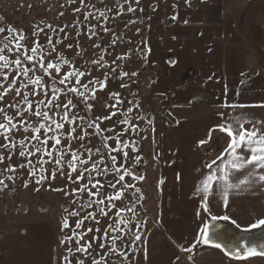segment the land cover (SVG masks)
Returning <instances> with one entry per match:
<instances>
[{
	"label": "rangeland",
	"instance_id": "374dc122",
	"mask_svg": "<svg viewBox=\"0 0 264 264\" xmlns=\"http://www.w3.org/2000/svg\"><path fill=\"white\" fill-rule=\"evenodd\" d=\"M225 1L139 0L137 3V0H84L81 3L80 0H0V27L5 28V32L0 33V48L7 44L13 49L12 52L5 50L4 54L9 59L20 56L15 48L17 42L24 45L21 52L29 53L34 42L39 41L48 50L45 53L48 62L59 65L61 72L56 74L57 77L62 78L66 72L84 73L79 79L89 87H79V91L85 93L83 99L91 107L80 102L82 98L76 97L78 106L71 112L85 117L86 121L116 113L111 119L97 120L101 131L82 142L71 141V148L73 151L79 149L81 159H88L89 156L98 158L96 149L99 148L100 153H104L109 172L105 176L93 171V182L99 180L104 185L101 191L107 196L115 197L117 191L121 192L120 200L114 201L115 207L105 201L107 207L104 210L108 212V218L99 216V224L93 219L84 220L83 225L75 229L77 233H86L80 244L91 243L93 247L88 251L92 256L86 253L70 255L67 249L74 251L79 237L71 241L66 238L73 237L72 229L77 220L89 212L97 214L98 209L95 204L81 209V204H87V195L72 192L73 188L86 181L73 184L66 175L59 174L55 179L51 178L55 165L41 164L40 157L44 161H50L52 157L37 153L34 147L37 141L26 139L29 134H40L25 133L20 117L14 115L26 109L27 105L14 92H9L0 101V107L17 101L20 103L18 108L6 109L8 115L13 116V123L17 124V130L9 134L16 147H0V153L5 156L0 164V180L3 181L0 184V264H78L80 259L84 260V264H91L93 257L100 259L101 256L104 257L101 264H139L142 257L141 232L144 231L143 236L148 233L157 205L155 170L150 164L151 131L146 120L148 110H154L156 103L162 100V95L155 89L164 93L170 89L185 93L197 83L217 78L231 83L236 79L233 74H237L236 81L245 92L264 93V47L259 40L260 33L253 27L259 22L264 25V16L261 15L264 13V0H232L226 1V4ZM129 7L134 10L128 11ZM241 14L246 17L241 19ZM219 22L223 27L217 26ZM223 28L235 34L236 37L231 39L233 42L244 43L250 51L243 52V46L235 49L233 45L236 44L230 43L226 34L221 32ZM21 36L26 39L19 41ZM65 36L68 39H64ZM49 37L52 44L47 43ZM53 46L55 51H52ZM58 56L63 59L58 60ZM240 59L245 60L243 72L231 68ZM0 72L7 75V79L0 78L2 94L16 74L12 68L0 69ZM36 75L42 73L37 72ZM16 79L26 78L16 76ZM75 79L73 77V81ZM46 80L47 86L43 91L51 93L52 88L57 87L61 89L57 93L61 100L67 99L64 86L59 85L58 79L55 85L53 77L49 76ZM101 84L105 87L102 88ZM33 87L38 94L42 90L40 86ZM22 91L26 93L28 90ZM113 93L119 94L120 103L112 97ZM114 104L116 107H111ZM56 111L55 118L59 121L63 110ZM0 122H5L2 116ZM24 123L35 124V120L25 116ZM77 123L83 127L82 122ZM74 126L66 123L67 129ZM79 134L78 130L76 135ZM45 135H41V140ZM61 138L62 144L58 147L63 150L69 141L66 135ZM22 139L23 146L20 145ZM8 143L0 136V145ZM81 144L90 148L91 153L86 152ZM51 145L49 141L47 150L53 156L58 155L57 149ZM21 147L26 153L24 157L18 155ZM111 156L116 157L115 163L111 162ZM88 167H91V160ZM9 168L14 171H9ZM117 168L119 172L115 171ZM42 175L46 178L41 180ZM120 175L125 179L117 183ZM72 177L75 179L76 173H72ZM108 181L116 184V188L107 187ZM121 209L124 210L117 217L115 213ZM72 211H79L80 214L70 216ZM65 218L68 220L67 228L63 227ZM121 220L125 222L120 223ZM110 224L113 226L109 229L111 236L117 237L115 245L107 238L102 242L108 247H115V252L97 247L101 242L99 237ZM97 227L99 232L95 231ZM88 228L93 231L87 232ZM137 235L139 239L135 238ZM93 236L97 240L93 241ZM62 240L65 242L61 243ZM66 256L67 260L64 259Z\"/></svg>",
	"mask_w": 264,
	"mask_h": 264
},
{
	"label": "crops",
	"instance_id": "0c3cea01",
	"mask_svg": "<svg viewBox=\"0 0 264 264\" xmlns=\"http://www.w3.org/2000/svg\"><path fill=\"white\" fill-rule=\"evenodd\" d=\"M222 22L217 26L223 27ZM220 30L230 43L236 44L233 45L235 49L243 46V52L250 51L244 43L231 40L236 37L234 33L224 28ZM244 62L237 60L231 68L243 72ZM235 76L237 79L238 75L233 74ZM236 79L231 83L225 82L224 78L200 82L185 93L173 89L164 93L155 89L162 95V100L156 103L154 110H148L146 120L151 131L150 164L155 170L157 205L148 233L143 236L144 231L141 232L139 264H264V255L245 256V251H240V248L249 249L245 235L264 228V224L253 227L264 220V182L258 179L264 175V169H255L256 175L250 178L246 170L227 169L231 173L230 182L246 178L249 182L239 189H230L227 204L214 182L210 212L204 211V193L195 191L207 174L228 159L224 150L231 138L219 130L226 117L242 115L264 121V107H261L264 93L245 92ZM234 83L238 85L233 86ZM200 92H208L212 103L205 106L191 104V97ZM225 104L247 107L231 109L222 106ZM250 126L246 124V127ZM201 141L207 142L202 144ZM214 160L216 163L212 164ZM209 164H212L211 169L207 167ZM225 216L227 220L223 219ZM205 229L211 237L210 244L200 242ZM234 231L239 232L238 235ZM213 244L223 246L217 248ZM256 251H264V248Z\"/></svg>",
	"mask_w": 264,
	"mask_h": 264
},
{
	"label": "snow or ice",
	"instance_id": "6c2138e0",
	"mask_svg": "<svg viewBox=\"0 0 264 264\" xmlns=\"http://www.w3.org/2000/svg\"><path fill=\"white\" fill-rule=\"evenodd\" d=\"M75 2V0H73ZM81 3L84 0H80ZM139 0H137V3ZM131 7H129L128 11H133ZM79 11V9H76ZM63 15V13H61ZM8 31H13V29H8ZM43 31V30H41ZM63 31V29H61ZM107 31V29H105ZM5 32V28L0 27V33ZM35 35V34H34ZM13 39H16L13 37ZM26 37L21 36L19 37V41L25 40ZM64 39H68L67 36ZM61 41H58V43ZM48 44H52L51 37L48 38ZM23 44L17 42L15 45L16 51L20 52V56H17L15 59H9L6 56L5 50L8 52H12L13 49L9 47V45H4L3 48H0V69H10L16 74L13 76L12 80L8 84L7 88L3 90V93L0 94V101L5 99V96L9 92H14L15 96H19L21 101L27 105L26 109H22L20 111L15 112V116L20 117V123L23 127V131L25 133H37L40 135H31L29 134L26 139L35 140L37 141V145H35V149L37 153H43L49 157H52L50 161H44L43 157H40V163H50L55 165L52 169L50 175L52 179H55L57 175H66L69 180L72 181L73 184L77 183V181H86L82 183L79 187L73 188V194L82 193L86 194L88 197L87 204H81L80 208L83 209L85 207H91L93 204L96 205L98 209L97 214H93L92 212L87 213L82 219L77 220L75 224V228L72 229L73 237L66 238L71 241L74 237H79L76 239L77 247L73 251V249H67V252L70 255L75 253H86L89 256H92V253L88 251V249L92 248L93 245L91 243L87 244H80V239H83L86 236V233H77L75 229L80 228L84 220L93 219L96 220V223L99 224L100 221L98 219L99 216L108 218V212L104 209L107 207L105 201H108L112 204V207H115L114 201L120 200L121 192L117 191L116 196H107L104 192L101 191V188L104 185L101 184L99 180L94 181V177L92 175L93 171L96 172L97 175H108L109 167L105 163V156L104 153H100V149L97 148L96 151L99 153L98 158H93L91 156L88 159H81L79 156V149L73 151L71 148V141L79 140L84 141L86 137L99 133L101 131L99 123L97 120L100 119H111L113 116L116 115L113 112L108 117L103 118H95L93 120H87L83 116H78L76 113L71 112L70 110L76 108L78 106V101L76 97L82 98L80 102L86 104L87 107H91L90 104H87L85 97V93L79 91V87H84L87 89L89 85L82 84L81 80L79 79L80 76L84 75L83 72L76 71V72H66L62 75V78L56 76L57 73L61 72V69L58 64H53L48 62L45 53H47V49L43 47L39 41L34 42V46L29 49V53L21 52L20 50L23 48ZM72 47V45H69ZM52 51H55V47L53 46ZM39 56L38 59H34L35 57ZM22 57V58H21ZM58 60H62V56L57 57ZM25 61L28 62L25 65ZM15 66L14 68L12 66ZM53 70V71H49ZM37 72L42 73V75H36ZM16 76L26 78L25 80L17 81ZM53 77V85H55L56 80L58 79L59 85L64 86V96L67 98L66 100H61V98L57 95L58 92L61 91L60 88L53 87L51 93L43 91V88L47 86V77ZM73 77L76 79L73 81ZM0 78L7 79V75L5 72H0ZM99 83L100 81H96ZM33 86H40L41 92L38 94L36 92V88ZM123 86V85H122ZM3 86L0 85V88ZM101 87H105V85L101 84ZM22 89H27L28 91L24 93ZM113 98L117 99V103L121 101L118 99L119 94L113 93L111 94ZM31 97V98H30ZM95 98V94H93V99ZM20 101H17L13 104H6L4 107H0V116L3 117V121L0 122V136L3 137L4 140L9 141L8 144L0 145V147L5 149H15L16 145L11 142L10 133L13 130H17V124L13 123V116H9L6 109L7 108H18ZM226 108L236 109L247 107L245 105H235V104H225L222 105ZM111 107L115 108L116 105H112ZM264 107V105H261ZM57 109H62L63 113L60 117V120L57 121L55 116L58 114ZM50 113H52L50 115ZM223 115V114H222ZM25 116L28 119L35 120V124H26L24 123ZM77 121L83 123V127L81 124H78ZM125 123L127 120L125 119ZM66 123L74 124L75 126L67 129ZM246 124L251 125L250 127H246ZM85 129H93V132H87ZM64 130V132H61ZM79 130L80 134L77 136L76 133ZM219 130L221 132H226L227 135L231 138L230 143L228 144L227 148L224 150L228 154V159L226 163L222 164L217 169L213 170L211 173L207 174L206 177L200 182V186L196 188V193H204L202 199L205 202L203 207L205 212H210V196L213 193V184L214 182L220 188V195L223 198V202L225 204L228 203V196L230 189H239L241 185H244L249 182L246 179H240L238 182H230L231 173L227 169H231L235 172H239L240 170L247 171V177H254L256 175L255 169H264V121L260 120H251L242 115H228L221 125H219ZM46 133H50V135H45ZM41 135H45V138L41 140ZM66 135L68 139V143L64 145V149L61 150L58 146L62 144V136ZM210 139V137H209ZM49 141L52 142V148H56L58 155L53 156L51 151L47 150V146ZM207 141H201V143H206ZM20 145H24V140H20ZM81 147H85L81 144ZM107 147V145H105ZM127 147V146H126ZM239 150V152H238ZM85 151L91 153V149L85 147ZM115 151V149H113ZM25 150L23 147L18 152V155L21 157L25 156ZM30 155L32 153H29ZM126 156L127 153H124ZM8 159H11V155L8 156ZM217 159H222V157H218ZM5 160V156L0 153V164H2ZM89 160H91V167H88ZM110 160L112 163L116 162V157L111 156ZM31 164V161H28ZM216 161H212V164H215ZM77 164L83 168V171H80ZM212 164L207 165L210 169L212 168ZM103 165V167H101ZM66 166V168H65ZM20 167H24V165H20ZM66 169H70L67 171ZM9 171H14V169L9 168ZM115 171L119 172V169H115ZM72 173H76L75 179L72 177ZM85 173L88 175L85 176ZM219 173V175H217ZM11 178V177H10ZM43 175L41 176V180L45 179ZM125 177L123 175L119 176V180L117 183L124 181ZM259 181L264 182V175H260L258 177ZM3 181L0 180V184ZM37 183H40V180H37ZM27 186V185H25ZM90 186V187H89ZM107 187H111L113 189L116 188V184L108 181ZM121 187H125L121 185ZM95 189V191H93ZM58 191H62L63 189H57ZM67 194V193H66ZM104 196L103 199L99 197ZM75 202V201H74ZM103 206V207H101ZM124 209H121L115 213L117 217L120 216V212ZM128 211H132V209H127ZM80 213L79 211H72L69 213L70 216H78ZM213 219H216L213 216ZM223 219L227 220L228 217L225 216ZM125 221L121 220L120 223H124ZM235 223V221H233ZM264 224V220H260L258 224H254L253 227H258L259 225ZM68 220L65 218L63 227L67 228ZM112 225H108L104 232L99 237L100 243H98L97 247L101 249H107L108 252H115V247H108L107 244L102 242L105 238L111 240L112 244L115 245L117 237H112L110 234L109 229H112ZM92 228H88L87 232H92ZM96 232H99L100 229L97 227L95 229ZM139 239L140 237L137 235L135 237ZM92 240H97L96 236L92 237ZM65 241L62 240L61 243ZM200 242L204 244L212 243L211 237L208 235L207 230H203L200 237ZM214 247L221 248L220 244H213ZM187 251L191 252V249H187ZM237 255L239 252L237 251ZM254 255H264V251L257 252L254 248H249L245 252V256H254ZM65 260L68 257H64ZM104 260V257L101 256L100 259H96L95 257L92 258L91 264H101ZM70 264V262H69ZM78 264H84V260L80 259Z\"/></svg>",
	"mask_w": 264,
	"mask_h": 264
},
{
	"label": "water",
	"instance_id": "95a60500",
	"mask_svg": "<svg viewBox=\"0 0 264 264\" xmlns=\"http://www.w3.org/2000/svg\"><path fill=\"white\" fill-rule=\"evenodd\" d=\"M234 233L238 235L239 232L234 231ZM244 238L248 239L249 246L254 245L251 248H254L255 250L264 248V228L256 233L251 232L248 235H245Z\"/></svg>",
	"mask_w": 264,
	"mask_h": 264
},
{
	"label": "built area",
	"instance_id": "2783aa9c",
	"mask_svg": "<svg viewBox=\"0 0 264 264\" xmlns=\"http://www.w3.org/2000/svg\"><path fill=\"white\" fill-rule=\"evenodd\" d=\"M212 103V97L209 94L199 93L191 97V104L193 105H208Z\"/></svg>",
	"mask_w": 264,
	"mask_h": 264
},
{
	"label": "flooded vegetation",
	"instance_id": "af4514ba",
	"mask_svg": "<svg viewBox=\"0 0 264 264\" xmlns=\"http://www.w3.org/2000/svg\"><path fill=\"white\" fill-rule=\"evenodd\" d=\"M227 2H230V1H232V0H226ZM226 1H225V4H226ZM224 6V5H223ZM261 12V11H260ZM228 13H230L231 14V11H229ZM261 15H263L264 16V13H261ZM238 16V15H237ZM246 17V15H242L241 14V16H240V18L241 19H243V18H245ZM262 18H264V17H262ZM253 27H254V29L256 30V31H258L259 33H260V37H259V40H260V42H261V46L262 47H264V25H261L260 24V22L257 24V25H253Z\"/></svg>",
	"mask_w": 264,
	"mask_h": 264
},
{
	"label": "bare ground",
	"instance_id": "6f19581e",
	"mask_svg": "<svg viewBox=\"0 0 264 264\" xmlns=\"http://www.w3.org/2000/svg\"><path fill=\"white\" fill-rule=\"evenodd\" d=\"M218 239V238H217ZM220 243V242H219ZM223 246V245H222ZM240 246V245H239ZM252 246H254V245H251V246H249V248H251ZM235 247V246H234ZM241 250L240 251H247V249L246 250H244L243 248H240ZM238 251V250H237ZM233 252V251H232Z\"/></svg>",
	"mask_w": 264,
	"mask_h": 264
}]
</instances>
